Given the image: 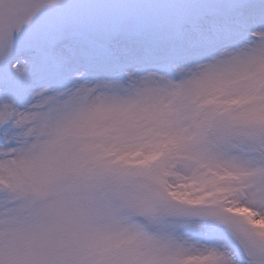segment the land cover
Returning a JSON list of instances; mask_svg holds the SVG:
<instances>
[{
    "label": "snow or ice",
    "instance_id": "obj_1",
    "mask_svg": "<svg viewBox=\"0 0 264 264\" xmlns=\"http://www.w3.org/2000/svg\"><path fill=\"white\" fill-rule=\"evenodd\" d=\"M0 264H264V0H0Z\"/></svg>",
    "mask_w": 264,
    "mask_h": 264
}]
</instances>
